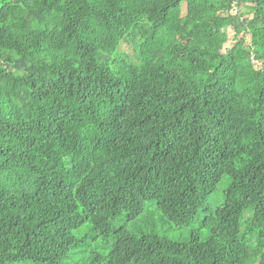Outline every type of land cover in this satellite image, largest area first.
I'll return each instance as SVG.
<instances>
[{"label": "trees", "instance_id": "16d2710c", "mask_svg": "<svg viewBox=\"0 0 264 264\" xmlns=\"http://www.w3.org/2000/svg\"><path fill=\"white\" fill-rule=\"evenodd\" d=\"M0 264H264V0H0Z\"/></svg>", "mask_w": 264, "mask_h": 264}, {"label": "rangeland", "instance_id": "374dc122", "mask_svg": "<svg viewBox=\"0 0 264 264\" xmlns=\"http://www.w3.org/2000/svg\"><path fill=\"white\" fill-rule=\"evenodd\" d=\"M240 10L242 11V9ZM226 34L228 37H231L233 35V30L226 29ZM134 49L135 43L129 37H126L120 42L116 55L126 56L132 54ZM147 207L148 208L138 217V219L127 224V229L130 232L146 234L151 231L159 236L164 235L168 239L176 241H183L188 238L190 229L176 228L170 225L162 219L160 214L155 211L153 207H150L149 205H147ZM145 221H147L149 225H147ZM202 232V238H204L205 232Z\"/></svg>", "mask_w": 264, "mask_h": 264}, {"label": "built area", "instance_id": "2783aa9c", "mask_svg": "<svg viewBox=\"0 0 264 264\" xmlns=\"http://www.w3.org/2000/svg\"><path fill=\"white\" fill-rule=\"evenodd\" d=\"M232 13L233 14H236L237 13V8L235 6H233V8H232Z\"/></svg>", "mask_w": 264, "mask_h": 264}]
</instances>
